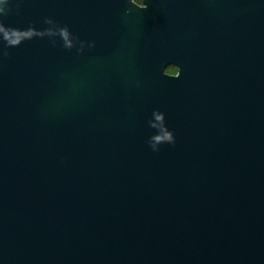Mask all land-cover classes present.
Returning a JSON list of instances; mask_svg holds the SVG:
<instances>
[{
  "label": "water",
  "instance_id": "95a60500",
  "mask_svg": "<svg viewBox=\"0 0 264 264\" xmlns=\"http://www.w3.org/2000/svg\"><path fill=\"white\" fill-rule=\"evenodd\" d=\"M145 3L0 15V264H264V0Z\"/></svg>",
  "mask_w": 264,
  "mask_h": 264
},
{
  "label": "clouds",
  "instance_id": "9594fccd",
  "mask_svg": "<svg viewBox=\"0 0 264 264\" xmlns=\"http://www.w3.org/2000/svg\"><path fill=\"white\" fill-rule=\"evenodd\" d=\"M131 2L137 6V3H134L133 0ZM140 9H146L148 5L143 3V6H137ZM16 10L19 11V3L16 4ZM10 11H12L10 7V0H0V15H7ZM130 11V9L125 10ZM45 23L49 25V27L45 29H37L35 26H29L27 28L21 29L13 26H6L2 19H0V42L3 43V55L8 56V48L19 46L23 41L30 40L33 37H57L63 41V46L65 48L71 49L73 45L74 36L69 30L67 25H59L57 22V26L55 28L50 27L52 24V19L50 17L45 18ZM78 38V37H76ZM155 115V121L159 123L150 122L149 126L157 131L153 133L149 139L148 143L154 151L159 150V145L164 143H175V136L173 131L169 130L166 122H165V114L164 112L156 109L153 111Z\"/></svg>",
  "mask_w": 264,
  "mask_h": 264
},
{
  "label": "rangeland",
  "instance_id": "374dc122",
  "mask_svg": "<svg viewBox=\"0 0 264 264\" xmlns=\"http://www.w3.org/2000/svg\"><path fill=\"white\" fill-rule=\"evenodd\" d=\"M164 72L167 73H176L177 72V66L173 64L166 65L164 67Z\"/></svg>",
  "mask_w": 264,
  "mask_h": 264
},
{
  "label": "flooded vegetation",
  "instance_id": "af4514ba",
  "mask_svg": "<svg viewBox=\"0 0 264 264\" xmlns=\"http://www.w3.org/2000/svg\"><path fill=\"white\" fill-rule=\"evenodd\" d=\"M135 1V3H137V5L138 6H143V0H134ZM169 64H173V63H168L167 65H169ZM173 65H176V64H173ZM177 66V72L176 73H168V74H177L178 73V70H179V67H178V65H176ZM167 73V72H166Z\"/></svg>",
  "mask_w": 264,
  "mask_h": 264
}]
</instances>
